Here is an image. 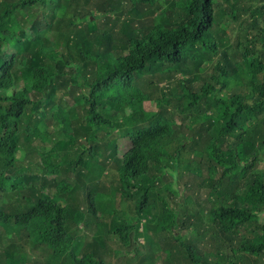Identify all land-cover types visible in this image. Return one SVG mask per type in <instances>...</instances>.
Returning a JSON list of instances; mask_svg holds the SVG:
<instances>
[{
    "label": "trees",
    "instance_id": "trees-1",
    "mask_svg": "<svg viewBox=\"0 0 264 264\" xmlns=\"http://www.w3.org/2000/svg\"><path fill=\"white\" fill-rule=\"evenodd\" d=\"M171 165L176 183L201 172L212 207L215 259L190 247L192 264H264V0H0V264H104L68 252L81 199L97 214L91 173L152 212Z\"/></svg>",
    "mask_w": 264,
    "mask_h": 264
},
{
    "label": "rangeland",
    "instance_id": "rangeland-1",
    "mask_svg": "<svg viewBox=\"0 0 264 264\" xmlns=\"http://www.w3.org/2000/svg\"><path fill=\"white\" fill-rule=\"evenodd\" d=\"M222 6L223 3H217L216 11L218 16L223 10L221 9ZM219 27L223 28V25ZM233 27L237 32L240 29L238 23H234ZM211 69L212 66H207V71L210 72ZM117 92L114 94H117ZM129 94L131 95V91H129ZM122 95H124V90H122ZM147 110L149 111L150 108ZM57 133L58 131H54V134ZM59 135L61 138H65L61 133ZM199 153L201 154V152ZM201 155L195 154L193 159H201L198 164L205 171L206 163L203 155L202 158ZM186 158L190 159V155L187 154ZM36 161L38 163L39 158ZM107 173L109 175H105L101 170H98L90 175L89 194L93 197L91 203L95 206L97 214L96 217L88 215L87 212L91 208L85 199H81L77 210L81 224L74 232L73 241L68 244L69 253L79 256V258L85 254L104 253L105 262L100 259L104 264H192L194 262H191L190 255L188 256L189 248L199 247L212 260L215 259V256L212 255L214 242H212L210 234H205L201 241L205 232L206 214L210 213L212 207L207 209L208 204L206 203L198 207V204L202 202L200 195H198V192L192 194L193 188L191 184L193 181L200 183L204 179L201 172L194 170L191 174L186 173L180 178V183H176V167L171 165L167 168L164 176H158L157 174V178H149L150 192L154 196V201L159 202V204L154 205L153 203L150 205V209H155L152 212H149V209L137 211L136 197L127 201L122 197L121 192L118 194V190L121 189L119 188L120 184L116 173L113 172L112 168L108 169ZM197 176H201V179H193ZM165 179L171 180L174 188L173 184L168 183V181L164 182ZM154 183L156 185L152 189L151 187ZM184 186L189 188L184 190ZM98 187L102 190H98ZM194 188H196V185H194ZM175 189L177 194L173 195L174 201L170 202L168 201V195L169 193H175ZM190 195L191 198L189 200L191 202L187 206L190 209L189 212H195L197 218V220H193L194 224L192 226L188 224L190 219L186 217L184 212L186 207L182 205L183 203L186 204L185 199L186 197L188 199ZM18 197L17 195L16 198ZM168 204H170V207H168ZM184 219L185 222L183 223ZM259 221L264 224V214L260 215ZM86 224L87 226L83 227ZM99 226L101 228L106 227L108 231L110 229L123 230L121 235L127 236L125 244L122 247H117L115 245L117 240L107 239V234L100 232ZM126 228L127 234L124 232ZM173 231H180V234H172ZM10 236L16 237L18 244H24L26 241L24 246L27 250L35 242L31 232H27L24 236L16 228H14ZM111 236L120 239L119 234L111 233ZM160 243L167 247V251L160 248ZM193 259L196 263L200 260V256H196ZM43 264L56 263L47 262Z\"/></svg>",
    "mask_w": 264,
    "mask_h": 264
},
{
    "label": "clouds",
    "instance_id": "clouds-1",
    "mask_svg": "<svg viewBox=\"0 0 264 264\" xmlns=\"http://www.w3.org/2000/svg\"><path fill=\"white\" fill-rule=\"evenodd\" d=\"M117 247H122L123 246V244L122 243H120L119 241H116V244H115Z\"/></svg>",
    "mask_w": 264,
    "mask_h": 264
}]
</instances>
